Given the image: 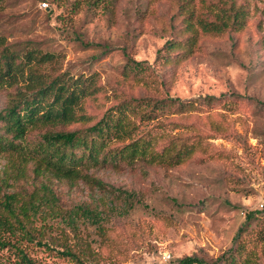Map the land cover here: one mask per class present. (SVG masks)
<instances>
[{
    "label": "rangeland",
    "instance_id": "1",
    "mask_svg": "<svg viewBox=\"0 0 264 264\" xmlns=\"http://www.w3.org/2000/svg\"><path fill=\"white\" fill-rule=\"evenodd\" d=\"M231 6L245 10L234 26L227 13ZM214 14L227 18L228 28L221 34L202 32L196 19L213 20ZM186 15L191 16L197 47L187 57L174 56L167 66L154 67L162 82L157 90L125 78L126 53L153 65L166 40L191 35ZM0 36L19 53L33 49L53 54L45 67L52 74L93 75L101 89L85 100L84 109L95 119L123 98L222 96L211 104L196 101L194 110L162 111L166 113L140 127L161 135L157 151L170 137L196 143L195 152L178 165L119 162L82 169L85 178L69 180L34 174L32 161L16 174L11 169L16 155L1 153L0 176L9 179L7 192L27 198L46 184L63 214L80 206L98 213L97 222L79 217L76 229L60 217L49 220L45 237L55 236L87 262L176 264L192 254L214 260L246 227L242 239L257 251V263L264 264L252 241L255 236L264 239V0H0ZM13 90L0 87V109ZM164 121L177 125H156ZM42 132L44 128L31 130L28 143L36 144ZM251 212L255 216L248 221ZM28 252L37 264H74L42 246L31 245ZM0 264L19 263L4 249Z\"/></svg>",
    "mask_w": 264,
    "mask_h": 264
},
{
    "label": "trees",
    "instance_id": "2",
    "mask_svg": "<svg viewBox=\"0 0 264 264\" xmlns=\"http://www.w3.org/2000/svg\"><path fill=\"white\" fill-rule=\"evenodd\" d=\"M244 12L241 8L234 9V6L227 10L232 18V26L242 21ZM214 18L208 20L201 16L196 19V24L204 33H223L228 28V19L218 14H214ZM184 21L187 24L185 29L191 35L183 41L166 40L156 52L154 66L126 53L124 77L130 76L146 89L157 90L162 82L158 80L154 67L167 66L174 56L187 57L197 47L198 37L190 27L191 16L186 15ZM38 52L30 49L19 53L6 46L4 38L0 36V87L14 86L13 92L8 93L5 106L0 109V154L8 152L11 156L16 155L14 158L18 160L13 161L15 164L11 166L16 174L23 173L29 161H32V171L36 175L48 173L57 179L69 180L85 178L82 169L116 165L119 162L181 164L195 152L196 143H180V138L170 137L167 144L157 151L156 143L161 135L153 132L152 127L146 130V126L142 130L140 127L166 113L162 111H171L172 108L179 111L194 110L198 104H211L222 97L205 96L191 101L170 96L161 99L151 96L123 98L95 119L84 109L85 100L95 98L101 89L96 85L94 76L74 77L68 72L52 74L45 67L53 54ZM77 123L83 126L74 130L52 129ZM156 125L164 129L177 124L164 121L156 122ZM43 128L40 140L33 145L28 143V133ZM163 135L168 133L163 132ZM112 142L121 145L113 148L110 146ZM9 185V179L0 176V251L10 250L19 264H37L28 252L31 245H37L66 257L74 264H97L91 260L85 261L81 252L59 243L55 236L45 237L51 225L49 220L60 217L61 221H66L67 225L76 229L77 219L81 216L97 222V212L80 206L63 214L46 184L31 192L27 198L17 191L7 192L5 187ZM113 190L131 196L119 188ZM254 216L251 212L246 219L249 221ZM246 231V227H240L232 245L212 261L192 254L178 259L176 264H258L257 251L248 249L242 239ZM252 241L256 248L261 249L264 257V239L255 236ZM57 245L62 250L57 249Z\"/></svg>",
    "mask_w": 264,
    "mask_h": 264
},
{
    "label": "built area",
    "instance_id": "3",
    "mask_svg": "<svg viewBox=\"0 0 264 264\" xmlns=\"http://www.w3.org/2000/svg\"><path fill=\"white\" fill-rule=\"evenodd\" d=\"M47 6V3L45 1H42L41 4H40V7L41 8H45Z\"/></svg>",
    "mask_w": 264,
    "mask_h": 264
}]
</instances>
